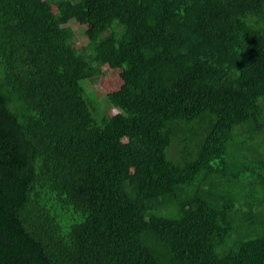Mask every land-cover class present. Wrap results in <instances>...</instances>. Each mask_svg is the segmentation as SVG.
<instances>
[{
  "label": "trees",
  "instance_id": "16d2710c",
  "mask_svg": "<svg viewBox=\"0 0 264 264\" xmlns=\"http://www.w3.org/2000/svg\"><path fill=\"white\" fill-rule=\"evenodd\" d=\"M0 264H264V0H0Z\"/></svg>",
  "mask_w": 264,
  "mask_h": 264
},
{
  "label": "rangeland",
  "instance_id": "374dc122",
  "mask_svg": "<svg viewBox=\"0 0 264 264\" xmlns=\"http://www.w3.org/2000/svg\"><path fill=\"white\" fill-rule=\"evenodd\" d=\"M72 27L77 33L78 41H77V48L86 47L89 44L87 37L85 36L86 27L81 26L80 24H72ZM106 74L104 78L99 80L98 82L91 84L90 89L96 91L98 97L103 100L105 96L109 93L118 91L121 87V80H120V71H112L105 69ZM109 114L116 115V111H109ZM127 142L126 139L122 140L118 145L120 146L122 143ZM111 148V146H110Z\"/></svg>",
  "mask_w": 264,
  "mask_h": 264
}]
</instances>
